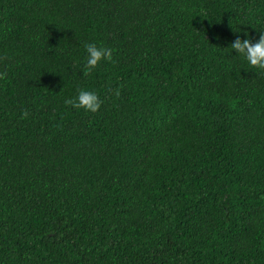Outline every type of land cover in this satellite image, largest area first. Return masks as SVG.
Returning <instances> with one entry per match:
<instances>
[{"label":"trees","instance_id":"16d2710c","mask_svg":"<svg viewBox=\"0 0 264 264\" xmlns=\"http://www.w3.org/2000/svg\"><path fill=\"white\" fill-rule=\"evenodd\" d=\"M261 30L264 0H0V264H264V69L230 47Z\"/></svg>","mask_w":264,"mask_h":264},{"label":"clouds","instance_id":"9594fccd","mask_svg":"<svg viewBox=\"0 0 264 264\" xmlns=\"http://www.w3.org/2000/svg\"><path fill=\"white\" fill-rule=\"evenodd\" d=\"M230 47L241 54L249 65L253 68L264 69V30H261L258 39L253 42L251 35H246L245 38L237 36L232 41ZM84 48L87 55L85 57L84 72L90 73L103 60L112 58V49L98 45L96 42H84ZM3 73H0L2 76ZM66 103L77 108H83L87 111L95 112L102 104V100L96 90L90 88H80L75 97L69 98Z\"/></svg>","mask_w":264,"mask_h":264}]
</instances>
